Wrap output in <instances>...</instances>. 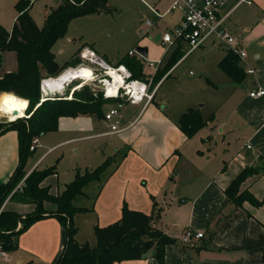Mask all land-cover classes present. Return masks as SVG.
Returning a JSON list of instances; mask_svg holds the SVG:
<instances>
[{"label":"crops","instance_id":"crops-1","mask_svg":"<svg viewBox=\"0 0 264 264\" xmlns=\"http://www.w3.org/2000/svg\"><path fill=\"white\" fill-rule=\"evenodd\" d=\"M18 1L0 0V23L9 31L17 20ZM143 1L154 17V23L150 20L152 24L146 23L147 26L155 24L160 29L162 20L170 17L172 25L165 26L162 33L182 19L181 11H168L172 0H152L153 4ZM8 2H12L16 10L12 18L5 10ZM60 3L61 0H33L30 14L32 16L31 11L36 5L42 4L47 16ZM151 7L163 17H158ZM101 13L105 12L94 14ZM221 14L227 16L230 30L242 39L247 56L240 59L239 65L246 76L241 82H236L224 72L220 62L229 51L214 46L212 42L192 51L190 54L202 50V75L208 81L204 86L223 90L217 92V99L210 105L203 98H197L184 110H169L167 104L163 112L153 107L152 104L158 102L160 88L190 56L184 53L179 62L151 88L154 97L150 102L145 99L140 103L125 104L139 105L141 110L140 113L130 111L123 116L121 113L120 121L123 118L126 122L119 131L111 132L104 118L109 106L102 116L90 113L63 116L57 130L36 136L39 144L28 157L25 170L30 174L35 169L55 167L54 173L40 184L49 188L52 195L61 193L77 172L95 169L107 158H115L101 180L91 182L80 195L85 202L77 206L89 210L74 217L78 242L89 243L79 239L80 216L86 220L84 224L92 226L96 239V225L107 226L118 221L125 204L131 209L154 215L153 225L175 239L166 245L162 259L155 256V248H152L141 259L115 264H264V171L248 177L241 185V190H249L262 201L261 205L255 206L248 201L236 205L225 191L245 167L264 165V95H251L254 90L264 89V0H252L251 4L227 0L221 7ZM145 31L142 29L141 33L146 35ZM82 41L78 51L90 48L112 65H117L123 57L139 60L143 65L144 80L154 77L159 69L165 67L174 49L162 39L158 45L145 42L142 47L147 48V58L133 48L112 62L99 40L83 34ZM182 49L187 50V46L183 45ZM134 50L137 53L130 55ZM209 54H215L214 58L207 59ZM147 59L163 62L155 70ZM12 66V71L17 69V64ZM248 69L253 72H248ZM221 83L227 86L220 88ZM190 108L199 109L206 119L213 117L192 137L183 132L179 123L182 114ZM151 109L161 119H145ZM137 128L138 133L132 135ZM111 135L116 137L109 138ZM60 149L63 150L52 160L56 163L51 165L53 162H50L47 167L40 168L47 157ZM66 151L68 156L73 155L71 170L61 182L57 164L66 157ZM19 161L20 139L17 130L11 129L0 135L1 183L10 180ZM44 206L48 210L57 209V205L50 201H45ZM35 207L33 203L9 198L2 209L25 215L33 212ZM188 229L204 233L194 246L185 245L181 240ZM17 238L18 246L12 253L6 251L7 257L0 254V259L7 264L13 258L18 264H57L67 241V231L56 217L47 216L33 223Z\"/></svg>","mask_w":264,"mask_h":264},{"label":"trees","instance_id":"trees-1","mask_svg":"<svg viewBox=\"0 0 264 264\" xmlns=\"http://www.w3.org/2000/svg\"><path fill=\"white\" fill-rule=\"evenodd\" d=\"M32 1L17 2L18 16L11 31L0 23V68L3 61L2 53L6 51L15 52L18 63L16 70L0 76V92L5 88L0 94V103L9 93L6 102L13 94L24 96L22 98H29L27 110L30 112L29 118L17 117L10 124L0 126V135L15 129L20 139L19 165L8 182H0V249L7 252L15 250L18 246L16 238L20 234L39 219L53 216L67 231V241L57 264H115L125 260L141 259L152 248H155V256L162 259L166 245L174 242L175 239L153 225L154 215L131 209L126 204L123 206L122 217L118 221L107 226L96 225L95 245L80 243L76 240L78 228L74 217L77 213L88 211L89 208L79 207L74 201L83 194L87 185L101 180L103 173L115 162L114 157L107 158L95 169L86 170L83 173L77 172L74 180L57 195H52L49 188L40 186L48 175L54 173L55 167L44 170L35 169L26 178L27 184L23 191L12 195L21 202L35 204L34 211L22 215L14 210L2 209L9 193L27 174L25 166L28 157L33 153L30 149L33 138L57 130L59 119L63 116L74 117L89 113L102 116L105 104L111 100L87 85L75 90L71 99L41 100L43 70L56 75L65 68L76 66L81 62L80 51H78L65 66H60L52 51L54 43L65 35L72 19L87 14L111 11L110 0H73V2L63 0L47 15L43 27H39L30 14ZM183 56L182 45H175L165 67L159 69L154 75V86ZM239 62V56L231 51L227 52L220 62L221 69L236 82H241L246 76ZM117 65H126L132 71L134 78L145 79L143 65L139 60L123 57ZM17 86L22 89L18 90ZM33 102L36 104L35 109H32ZM212 119V115L206 119L199 109L190 108L182 114L179 123L183 132L188 137H192ZM260 171H264V165L262 167L247 166L237 175L225 190L231 202L236 205H242L247 201L255 206L262 204V201L249 190H241L242 183ZM45 201L55 203L57 209H46Z\"/></svg>","mask_w":264,"mask_h":264},{"label":"rangeland","instance_id":"rangeland-1","mask_svg":"<svg viewBox=\"0 0 264 264\" xmlns=\"http://www.w3.org/2000/svg\"><path fill=\"white\" fill-rule=\"evenodd\" d=\"M62 1L63 0H61V2ZM69 1L73 2V0H69ZM146 1L153 4L152 0H146ZM164 3H166V1ZM6 4L8 5L5 10L6 12L9 13L10 18H12L16 10L13 7L12 2L10 4L9 2ZM109 6L112 8L111 11H107L101 14H94L91 16L85 15L86 17L80 16L72 19L69 22L65 35L59 38L52 47V51L56 55L55 56L56 61L60 66H65L66 63L72 58V56L78 51L79 47L83 45L82 44L83 34L90 38H95L99 40L100 44H103L104 48L108 52L109 54L108 57L113 62L114 60H116L118 56L126 55L130 49L133 48L137 49V47L140 46L142 47V44H144L145 42L150 43L151 45L153 44L158 45L162 39L163 28H165V26L167 25L170 26L172 25V21L170 17H166L162 20L160 29H157V26L155 24L151 27L147 26L146 21L151 20L154 23V17H152V14L147 9L143 0H110ZM31 12L34 21L37 23V25L39 27H43L47 17L43 5L42 4L36 5L34 7V10H32ZM142 29L146 30L145 31L147 32L146 35H143L141 33ZM138 39L139 41L137 42L136 40ZM207 43L210 42L208 41ZM201 51L202 50H198L190 54V56L187 59H185L183 63L176 69L174 74L163 84L157 96L158 102H154L152 104L154 108L160 109L161 112H163V109H165V106L167 104L169 110L173 109L174 111L175 110L178 111V110H184L187 106H190L189 104L195 103L192 102L193 99L203 98L205 102L206 101L208 102L209 105L217 99L218 97L217 92H221L223 90L222 89L218 90V87L215 88L210 87L209 89H207L204 86L205 84H208V81L202 75L203 66L200 60L202 54ZM220 53L222 52L220 51ZM214 55L215 54H209L207 59L214 58ZM2 57H3V61H2V66L0 68V76L4 75L7 72H11L13 70L12 64L15 63L18 65V63H16L17 55L15 52H10V51L3 52ZM151 61L153 60L147 59V62H151ZM78 65H80V62L76 66ZM71 67H75V66H71ZM67 68H65L62 72L56 75L49 74L43 70L42 77L45 79L50 77H54V78L58 77L59 75L64 73ZM77 83H79V81L70 83V85H67L65 87L62 93H56L54 94L56 96H52V98L53 97H54L53 99L73 98V95H71V93L69 92L73 91V87ZM221 84L222 85H220L221 86L220 88L227 86L224 83ZM155 86L154 84H152L151 88L152 87L154 88ZM16 88L19 90L21 87L17 86ZM90 88L96 91V87H93V85L90 86ZM3 90H5V88ZM9 94L6 95L4 100L2 99L3 101H1L2 103H0L1 104L0 111H3L4 107L2 108V106L6 102L7 100L6 98H8L7 96H9ZM42 98L43 95L41 94V100ZM26 100L29 101V98H27ZM112 103L113 101H110L109 103L105 104L103 112L107 110ZM35 106L36 104H34L33 102L32 109H35ZM140 110L141 109L139 105L128 104L122 109L121 113L123 116L125 115V113L130 111L131 112L137 111L138 113H140ZM26 115L27 116L23 118L30 117V112L28 110L26 112ZM145 119L151 120V119H161V118L156 117V115L154 114V110L151 109L146 113ZM11 122L12 121L6 117L0 118V126L8 125ZM125 122L126 120H123V118H121L120 127L125 126ZM138 131H139L138 128L135 129L132 135L137 134ZM108 137L114 138L116 137V135H111ZM62 150L63 149H60L58 152L51 154L49 157H47L43 161V163H41L40 168L47 167V165L50 162H53L52 161L53 157L59 155V153ZM72 156H73L72 154L68 156V153L66 151V157L62 160L61 164L59 163L57 164V170L60 172L61 182H63L62 180L65 179L66 174L69 173L71 170L70 164L72 163V161L70 160ZM54 163H56V160L50 164L53 165ZM28 176L29 174H25L23 176V178L17 183V185L9 193L6 201L9 198H13L12 195L15 192L23 191V189L26 187L27 184L26 178ZM88 189H92V188H88ZM82 202H85L84 198L82 196H78L74 203L76 205H80L82 204ZM85 221L86 220L81 218V216L80 218H78V223L81 225L79 239L82 242H89L91 245H94L96 244V239L93 234L92 226L89 225L88 223L84 224ZM17 241L18 238H16V242ZM10 252L12 253L13 251ZM11 253L9 255L11 256V258H13V255ZM14 261L15 259L13 258V260L10 261V264H18V261L17 262ZM0 264H7V263L5 260L0 259Z\"/></svg>","mask_w":264,"mask_h":264},{"label":"built area","instance_id":"built-area-1","mask_svg":"<svg viewBox=\"0 0 264 264\" xmlns=\"http://www.w3.org/2000/svg\"><path fill=\"white\" fill-rule=\"evenodd\" d=\"M227 0H172L168 11H181L182 19L172 29L166 31L162 35V41L168 45L169 48L177 44L186 45L187 50H184L186 55L190 54L195 49L199 48L206 42H212L214 46L231 51L244 59L247 52L244 48L242 39L235 35L227 24V16L221 14V7ZM248 4L252 0H242ZM151 10L158 16L163 17V14L157 11L154 7ZM146 23L151 25L152 22L147 20ZM137 53L136 50L130 51V55ZM79 56L81 58L80 65L75 67H68L65 72L73 69L81 71V67L89 69L92 73V78L85 77L84 79H76L75 81H82L89 87L94 84L97 86L96 91L101 92L105 98L111 99L113 103L104 114L105 120L109 123L110 131L117 132L120 130L121 111L127 102L135 104L144 101L150 102L154 93H152L151 86L153 84V77L150 76L148 80L134 78L132 72L124 65H112L106 61L102 56L90 48H83ZM162 60L148 62L149 66L157 70L162 64ZM111 70L117 72L122 80H117L111 74ZM64 72V73H65ZM248 72H253L248 69ZM51 78V77H50ZM42 79V81H44ZM118 82V83H116ZM42 83V82H41ZM76 85L73 87V91ZM94 90V89H93ZM252 96L264 95V89L259 88L251 92ZM28 107L26 108L27 112ZM39 144V138L35 137L30 146L34 150ZM204 237V233L200 231H193L188 229L181 237L185 245L196 244V240ZM0 254L7 257L6 251L0 249Z\"/></svg>","mask_w":264,"mask_h":264},{"label":"bare ground","instance_id":"bare-ground-1","mask_svg":"<svg viewBox=\"0 0 264 264\" xmlns=\"http://www.w3.org/2000/svg\"><path fill=\"white\" fill-rule=\"evenodd\" d=\"M111 74L115 77V79L122 80V78L117 72L111 70ZM85 77L92 78V73L89 69L85 67H81V71L78 69H73L68 72L62 73L58 77H55V78L51 77V78L45 79L43 91L46 95L53 94L52 96H54V94L56 93H62L65 87L67 85H70V83H72L74 80L84 79ZM83 86H84V83L80 81L79 83L76 84L74 91L77 89H81ZM94 87H97V86H94ZM69 93L73 95V91H70ZM52 96L49 98H52ZM44 99L45 98H42V101ZM28 106H29L28 100L14 94L10 96L9 100L6 102L3 108V111H0V118L6 117L9 120L13 121L17 117H25L27 116L26 108Z\"/></svg>","mask_w":264,"mask_h":264},{"label":"water","instance_id":"water-1","mask_svg":"<svg viewBox=\"0 0 264 264\" xmlns=\"http://www.w3.org/2000/svg\"><path fill=\"white\" fill-rule=\"evenodd\" d=\"M137 51H138V53L139 54H141L143 57H145V58H147L148 57V53H147V48L146 47H137ZM44 82L45 81H42V83H41V88H42V95H43V98H45L44 100H46L47 98H49V97H51L52 95H46L45 93H44V91H43V89H44ZM55 96V95H54ZM43 100V101H44Z\"/></svg>","mask_w":264,"mask_h":264}]
</instances>
